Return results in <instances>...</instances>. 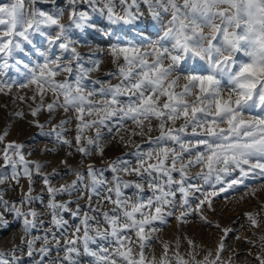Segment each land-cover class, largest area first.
I'll use <instances>...</instances> for the list:
<instances>
[{
  "label": "snow or ice",
  "instance_id": "obj_1",
  "mask_svg": "<svg viewBox=\"0 0 264 264\" xmlns=\"http://www.w3.org/2000/svg\"><path fill=\"white\" fill-rule=\"evenodd\" d=\"M41 2L50 4L51 10L37 7ZM141 3L147 5L150 22L140 11ZM119 4L120 11L116 0H65L63 6L60 0L0 2V75L15 70L26 81L18 87L35 86L41 104L32 111L33 116L44 107L47 92L54 97L46 105L50 114L57 109L73 113L43 134L55 135L57 142L71 147L63 130L74 118L78 121L76 151L86 157L93 147L103 154L101 128L111 132L109 124L114 122L119 131L131 121L135 127L129 130L126 144H133L132 137L140 136L146 137L149 145L145 149L135 144L136 150L126 154L135 157V166L117 157L107 162L106 169L88 165L86 175L79 168L72 169L76 178L55 187L49 175L40 173L39 163L25 158L23 144L9 142L2 150L0 185L7 180L19 185L23 176L29 186L19 201L5 199L0 190V232L20 221L24 233V247L13 245L8 253L0 251V264H23L25 255L32 264H82V257L91 258L89 264H207V259L197 261L194 252L191 262L178 252L173 261L167 255V243L159 261L154 255L149 259L146 250L159 231L155 222L164 224L166 217L173 215L177 193L185 209L177 217L181 222H186L190 198L195 193L204 196L197 208L205 203L211 207L208 197L218 192H203L195 181L209 186L215 181L223 192L227 190L223 186L225 177L227 188L244 183L249 176L264 178V0H119ZM81 5H87L90 11L80 10ZM66 13L67 22H62ZM94 14L104 17L111 29L102 32L110 41L109 53L116 65V71L107 75L119 82L96 79L91 83L99 87L89 89L86 80L100 69L101 61L91 55L86 60L77 48L81 41L73 39V33L96 31ZM149 26L157 29L156 39L151 38ZM37 36L47 44L43 51L34 48ZM54 48L61 54L56 55ZM30 51L40 58L31 65L24 59ZM62 74L64 79H56ZM14 83L0 80V91L11 89ZM35 123L43 130L44 125ZM92 128L96 136L85 137V130ZM153 131L159 135L152 136ZM7 135V131L0 135V142ZM30 163H35L44 185L42 191L49 195L46 208L51 226L47 229H43L42 213L33 207L43 197L33 195ZM196 166L201 171L191 175L190 170ZM9 167L10 176L5 171ZM105 170L113 173L111 181L104 176ZM121 173L138 179L126 180ZM145 185L149 196L144 195ZM130 188L134 189L131 196L124 191ZM76 193L77 200L86 197L89 205L82 216L78 203L75 210L70 208L76 201L57 200V196ZM93 197L98 200L95 208L91 206ZM107 204L112 207L102 211ZM65 213L79 219L70 238ZM249 220L258 226L251 214ZM41 229L43 235H32ZM224 231L227 234L229 230ZM101 241L108 246H102ZM54 248L57 255L52 258ZM223 250L221 242L217 260Z\"/></svg>",
  "mask_w": 264,
  "mask_h": 264
},
{
  "label": "rangeland",
  "instance_id": "obj_2",
  "mask_svg": "<svg viewBox=\"0 0 264 264\" xmlns=\"http://www.w3.org/2000/svg\"><path fill=\"white\" fill-rule=\"evenodd\" d=\"M0 2H7V0H0ZM131 0H129V3ZM61 6L65 3V0H60ZM117 11L121 10L119 0H116ZM37 7L43 10H51V5L46 3H38ZM100 7V5H98ZM80 10L90 11L87 5H81ZM135 11V9H133ZM140 11L144 14L146 22H150V14L148 12L147 5L141 3ZM67 22V13L65 14L63 21ZM94 22L98 25L96 31L88 30L81 33L74 31L73 39L80 40L81 43L77 45L78 51L85 56L87 60L91 55L93 59L101 61L100 69L90 73V80H86V84L89 89L93 87H99L91 83L92 80L99 79L101 81L110 82L116 84L119 80L115 77L107 75L109 72L116 71V65L112 63V57L109 53L110 41L106 39L102 32L105 29H110L108 21L94 14ZM114 27V26H112ZM148 32L151 34L152 39H156L158 32L156 28L149 26ZM34 48L41 51L47 48V44L43 37L37 36L34 41ZM53 51L56 55L61 54V50L54 48ZM65 55V62H67V54ZM25 62L31 64L39 61V57L35 51H30L29 56L24 57ZM122 63V61H121ZM86 67L91 66L86 64ZM71 79V77H69ZM58 80L64 79V75L56 77ZM0 80H6L11 83L13 80L16 83L13 84L11 89L4 88L0 91V135H3L7 131L8 135L5 136L4 141L0 142V164H3L2 150L9 142H15L23 144L24 147L21 151L24 153L25 158L28 161L39 163L42 167L40 173L46 174L50 177L52 186L60 187L63 184L71 183L75 179V175L71 171L72 169L79 168L80 171L86 175V169L88 165H93L97 169L104 168L108 161L114 160L117 157H122L132 162L135 166V157L129 154L135 151V144H140L143 148H148V144L145 143L146 137L140 136L132 137L133 144H126L130 135L129 130L135 127L131 121L126 122L124 128H120L117 131V127L114 122L109 124L111 132L108 128H101L100 143L104 147V152L101 154L98 149L92 148V152L88 156H82L76 151L75 136L77 135L76 124L77 120L74 118L70 123L64 126L63 135L66 139L72 142V146L64 145L57 142L55 135L49 136L43 133H47L51 130L53 125H57L61 120H66L73 116L70 111L67 114L63 109H57L54 113H49L46 105L53 100V94L47 92L44 95L43 104L44 107L37 113L36 116L32 115V111L41 104L40 95L36 93L34 85H30L26 88H20L17 85L19 83H26L23 76H20L15 70H9L7 75H0ZM35 96V99L32 97ZM23 97V99H21ZM62 101V97H61ZM22 113L23 115H17ZM87 118V117H86ZM39 122L44 125L43 130L36 126L35 122ZM49 121H51L49 123ZM157 122L153 121L155 125ZM182 123L178 121L177 124ZM152 136L159 135L158 131H153ZM85 137H95L96 129H86L84 132ZM125 139L121 141L120 137ZM86 143V140L83 141ZM92 147V146H89ZM11 151V150H10ZM66 161L67 163H62ZM35 163H30L29 167L33 171L32 187L34 189L33 195H40L43 197L42 201H36L33 207L37 209L41 215V219L45 221L43 229L50 227V215L46 205L49 202V195L44 189V185L41 179V175H37L35 171ZM7 175H11V168L5 170ZM55 171V175L52 173ZM200 166H196L190 170L191 175H195L200 172ZM206 171V169H205ZM126 180H137L135 175H125L121 173ZM176 179H179L178 173L173 174ZM238 175V171L233 174ZM104 176L108 181L112 180L113 173L110 170H105ZM225 183L223 186L226 191L220 192V184L212 182V186L205 184L203 181H195L203 190V192L211 193L218 192L216 196H209L211 200V207L207 203L197 208L199 201L204 199L201 193H195L190 198V209H188V215L186 216V222H181L177 219L182 211L185 209L181 206L182 198L179 193L176 195V208L173 211V215L166 217L167 222L161 224L155 222V227L159 229L153 236L151 248L146 250V255L151 259L153 255L157 261L163 255V245L168 244L167 255L175 261V255L178 252L185 260L191 262L192 253H195L197 261H205L207 264H212L216 261V264H260V260L264 259V178L249 176L244 179V183L236 185L232 188H227L226 181L228 177L224 178ZM87 182V180L85 181ZM28 179L21 176L20 183L17 185L14 181L7 180L5 184L0 185V190L3 191L4 198L8 200L19 201L22 192L28 190ZM110 186V185H109ZM125 194L131 196L134 189H125ZM144 195H151L150 190L145 185ZM79 193L72 196L61 195L57 196L59 202H65L68 200L76 201L70 205L72 210L77 208V203L80 207L81 216L84 212L89 211V205L87 198L77 200ZM98 200L93 197L91 206L95 208ZM112 207L111 204H107L102 208V211H107ZM171 210V209H170ZM249 214L258 221V226H253L249 220ZM89 215H98V213L89 212ZM203 217L204 219H202ZM10 220L11 216L8 217ZM64 218L68 221L70 227L68 228L69 238L74 231L79 219L73 217L70 213H65ZM94 224V222H93ZM218 225V227H217ZM106 226V225H105ZM43 229L33 232L32 235H43ZM225 229L229 231L225 234ZM53 231H56L53 229ZM59 235V232H57ZM82 235V233H81ZM24 236L22 230V223L16 221L10 228L0 232V251L8 253L13 245H21V238ZM30 239L29 237H24ZM51 240V236H49ZM192 241V244H189ZM223 242L224 250L219 254L217 260V250L219 245ZM63 243V240L61 241ZM100 244L107 247V242L101 241ZM194 245V247H193ZM21 247H24L21 245ZM40 247V242L36 245ZM96 248L97 245H92ZM26 250V249H25ZM17 255H20L17 253ZM57 253L55 248L51 252L52 258L56 257ZM62 256L63 253L61 252ZM259 257V259H258ZM36 258H39V254H36ZM82 264H89L91 258L82 257ZM23 264H32L31 259L26 255L23 256Z\"/></svg>",
  "mask_w": 264,
  "mask_h": 264
}]
</instances>
